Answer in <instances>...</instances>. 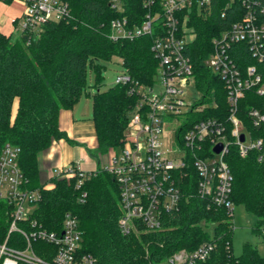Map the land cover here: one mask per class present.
I'll use <instances>...</instances> for the list:
<instances>
[{
    "label": "trees",
    "instance_id": "16d2710c",
    "mask_svg": "<svg viewBox=\"0 0 264 264\" xmlns=\"http://www.w3.org/2000/svg\"><path fill=\"white\" fill-rule=\"evenodd\" d=\"M71 9L69 21H51L43 25L38 35L27 43L20 34L15 41L0 29V156L6 143L20 149L19 164L31 187H41L38 154L50 147L53 139L67 137L59 128L58 115L62 108H71L86 90L88 68L98 73L93 99V120L98 147L93 152L104 154L111 148L121 147L133 107L137 102L128 93V85L116 83L100 92L101 59L118 56L125 70L139 83L154 80L158 60L151 51L154 36L143 35L129 39H111L110 22L119 12L109 6V0H66ZM145 14L138 0H130ZM263 3L264 0H251ZM223 3V2H222ZM216 0L207 15L194 12L193 25L197 36L189 47V55L198 77V86L214 90L217 107L227 114L226 89L223 81L205 65L210 54L212 37L239 19L243 9L239 1L233 3L222 15L223 5ZM129 17V10L125 12ZM240 68L254 63L264 82V63L257 62L252 54L238 53ZM18 98V108L13 116V103ZM256 108L264 113V93L247 90L240 101V116L246 118L248 110ZM254 139H262L261 149H253L246 156L239 154L235 144L229 146L225 159L233 174L231 199L243 202L258 218L255 229L264 228V123L255 126L246 121ZM261 157V158H260ZM191 162V161H190ZM189 173L179 179L184 192L177 210L167 212L162 228L148 231L141 226L129 235L121 233L118 219L119 190L115 177L100 168L77 174L71 179L55 178V187L44 190L35 216L50 229H57L65 212L75 213L81 223L83 250L90 253L97 264H158L174 253L185 249L193 251L204 243L214 247L210 255L196 264H264L251 244L244 253L235 256L232 251L233 215L224 207L208 206L197 195L198 176L190 166ZM79 173V172H78ZM79 179L81 186L76 187ZM87 192L85 202L78 195ZM6 202L0 201V242L6 239L8 219ZM213 224L210 233L206 226ZM263 227V228H262ZM16 237L8 243L14 246Z\"/></svg>",
    "mask_w": 264,
    "mask_h": 264
},
{
    "label": "built area",
    "instance_id": "2783aa9c",
    "mask_svg": "<svg viewBox=\"0 0 264 264\" xmlns=\"http://www.w3.org/2000/svg\"><path fill=\"white\" fill-rule=\"evenodd\" d=\"M0 1L25 5L15 28L27 43L48 22L73 18L66 0ZM138 1L145 9L141 18L130 0H109L110 8L120 14L110 22L109 37L134 40L152 35L151 51L158 60L150 84L135 81L126 70L116 78V83L128 85V93L137 98L120 150L114 152L110 164L102 167L113 174L118 185V226L124 235L137 232L141 226L148 231L162 228L164 214L180 207L184 192L179 179L189 173L190 166L198 176L197 195L208 206L224 207L233 215V174L225 159L229 146L235 144L239 154L246 156L263 145L262 139L251 136L246 121L259 126L264 123V113L251 108L246 118L240 116V101L250 89L263 94L264 82L257 65L240 68L237 55L247 51L257 62L264 63V2L216 0L223 2L222 15L236 1L243 9L239 19L212 37V49L204 61L224 83L228 110L222 114L215 109L214 90L198 86L189 55V47L197 36L193 14L207 15L215 0ZM127 10L130 17L125 14ZM191 86L199 87L203 95L188 103L185 97ZM167 127L173 128L171 147L164 142ZM219 143L223 147L217 153L215 147ZM19 153L18 146L6 143L0 156V201L9 206L5 211L9 223L7 236L0 242V264H97L94 256L83 250L84 231L75 213L65 212L57 229L44 226L35 216L43 191L55 187L53 179H71L77 174L84 177L88 171L68 165L55 171L52 183L34 188L20 167ZM82 181L79 179L77 188ZM87 195L83 191L78 200L85 202ZM11 235L21 239L20 246L8 243ZM213 247L208 242L193 251L182 249L169 257L166 264H196L205 260Z\"/></svg>",
    "mask_w": 264,
    "mask_h": 264
},
{
    "label": "crops",
    "instance_id": "0c3cea01",
    "mask_svg": "<svg viewBox=\"0 0 264 264\" xmlns=\"http://www.w3.org/2000/svg\"><path fill=\"white\" fill-rule=\"evenodd\" d=\"M13 2L18 1H0V29L6 34L9 32L7 25L10 19L15 16L13 19L15 28L16 21L20 19L24 11L10 12L6 15L5 12L10 9V4ZM18 3L25 9L23 3ZM1 13L5 15L1 16ZM90 96L85 93L71 108L60 109L58 125L67 137L53 139L50 147L38 154L42 184L52 183L55 171L68 165H78L82 170L90 172L111 163L113 155L106 160L104 159L105 154H93L98 147V139L92 118L93 99ZM18 103L19 99L16 98L13 103V116L17 112Z\"/></svg>",
    "mask_w": 264,
    "mask_h": 264
},
{
    "label": "rangeland",
    "instance_id": "374dc122",
    "mask_svg": "<svg viewBox=\"0 0 264 264\" xmlns=\"http://www.w3.org/2000/svg\"><path fill=\"white\" fill-rule=\"evenodd\" d=\"M23 11L24 6L20 5L18 2H13L10 4V9L6 12V15H9L10 12ZM5 13H1V16H4ZM20 16V15H19ZM13 19L15 16L10 19L7 28L9 32L7 35L11 36L13 41L17 40L20 36V33L15 30ZM100 65H102V71L100 76L102 78L100 85V92L107 91L112 86L116 84V78L119 75H122L125 72V67L122 63V59L118 56H113L110 59H101ZM98 73L96 70H91L88 68L87 74V83L86 90L91 92V95L97 93V89L94 86L97 81ZM203 92L197 86H191L187 89L186 101L191 103L195 100L202 98ZM92 97V96H90ZM92 109H93V100H92ZM93 114V112H92ZM172 127L164 128V142L165 146L171 147L174 145V140L170 137V132ZM125 134V133H124ZM120 147L111 148L109 151L104 153V159L108 160L114 152H118ZM257 216L247 209L243 202H235L233 205V232H232V251L235 256H240L244 253V246L248 243L254 246L257 249L258 255L264 257V228L262 231L255 229L257 224ZM202 224L205 225L203 222ZM206 226V225H205ZM210 233L213 232L214 225L209 224L206 226ZM16 237L14 246H20L21 239L17 235H12ZM5 241V240H4ZM167 260H163L158 264H166Z\"/></svg>",
    "mask_w": 264,
    "mask_h": 264
},
{
    "label": "water",
    "instance_id": "95a60500",
    "mask_svg": "<svg viewBox=\"0 0 264 264\" xmlns=\"http://www.w3.org/2000/svg\"><path fill=\"white\" fill-rule=\"evenodd\" d=\"M241 140H244V135H241ZM222 147H223V144H222V143H219V144L215 147V151H216L217 153H219V152L221 151Z\"/></svg>",
    "mask_w": 264,
    "mask_h": 264
}]
</instances>
